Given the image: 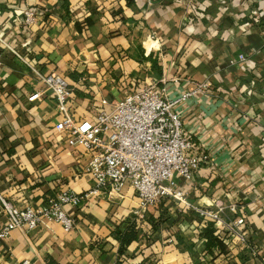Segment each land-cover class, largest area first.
Returning a JSON list of instances; mask_svg holds the SVG:
<instances>
[{"label":"crops","instance_id":"0c3cea01","mask_svg":"<svg viewBox=\"0 0 264 264\" xmlns=\"http://www.w3.org/2000/svg\"><path fill=\"white\" fill-rule=\"evenodd\" d=\"M24 7L55 17L27 28ZM0 39V192L17 206H48L62 191L95 186L90 155L57 131L62 116L43 82L56 74L74 91L78 121H94L140 84L171 100L210 84L178 108L219 171L196 176L191 210L221 199L238 202L248 220L247 244L208 254L202 226L186 217L194 212L172 202L144 210L128 188L67 207L72 232L52 221L13 231L0 242V264H264V0H0ZM162 215L170 220L151 241L142 226L119 257L121 228L137 221L149 230Z\"/></svg>","mask_w":264,"mask_h":264},{"label":"built area","instance_id":"2783aa9c","mask_svg":"<svg viewBox=\"0 0 264 264\" xmlns=\"http://www.w3.org/2000/svg\"><path fill=\"white\" fill-rule=\"evenodd\" d=\"M54 12L50 9L41 14L24 7L19 19L30 28L41 16L55 17ZM250 16L258 22L257 10H251ZM239 60L247 62L248 58L241 56ZM43 82L52 91L62 116L57 131L67 136L71 147H81L90 155L87 171L95 186L82 193L65 190L48 206L26 209L0 192V242L7 241L15 230H37L45 221L59 223L72 232L76 220L67 207L79 208L105 194L122 195L128 188L135 192L144 210L165 202L191 210L189 192L196 176L204 168H209L211 176L219 175L215 159L187 133L178 111L180 104L209 92L210 84H202L177 100L168 99L156 86L140 84L111 110L102 109L94 121H78L72 110L74 91L67 82L56 74L44 77ZM191 211L196 218L209 219L217 229L230 233L227 245L247 244L248 220L238 202L217 199L212 209ZM200 226L203 228L202 223Z\"/></svg>","mask_w":264,"mask_h":264},{"label":"trees","instance_id":"16d2710c","mask_svg":"<svg viewBox=\"0 0 264 264\" xmlns=\"http://www.w3.org/2000/svg\"><path fill=\"white\" fill-rule=\"evenodd\" d=\"M164 204V203H163ZM172 205H176L172 203ZM160 207V206H159ZM159 207L155 208L159 210ZM185 210H188L185 208ZM191 213V211H190ZM186 215L187 219H194L196 218L193 213ZM198 219L199 224L202 223L203 225V236L208 241V254H213V250L217 249L220 251V254L227 253V246L226 240L230 237V233L227 231L219 230L215 227L214 223L209 219ZM170 218H166V216L162 215L159 219L153 220L152 224L150 225V229L146 230L145 223H139L137 221L127 224L124 228H121L119 232L116 234L115 241L117 242L118 246V253L119 257H122L126 250L137 241L139 237V231L144 226V232L149 237V241L153 239L155 233L157 232L158 228L168 222ZM144 224V225H143Z\"/></svg>","mask_w":264,"mask_h":264}]
</instances>
